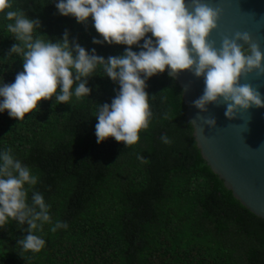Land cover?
<instances>
[{
    "label": "trees",
    "instance_id": "16d2710c",
    "mask_svg": "<svg viewBox=\"0 0 264 264\" xmlns=\"http://www.w3.org/2000/svg\"><path fill=\"white\" fill-rule=\"evenodd\" d=\"M55 3L12 0V8L40 20L35 35L55 42L67 31L70 42L90 54L93 48L105 59L124 54L127 45L93 43L103 38L91 17L79 23ZM9 22L0 13L6 84L23 71L22 57L8 55L17 43ZM146 84L153 115L139 141L127 147L111 137L97 143V104H111L119 90L101 69L88 78V97L67 104L42 100L21 121L0 113V149L11 148L39 178L29 202L32 191L41 192L52 223L69 225L53 233L45 224L37 234L46 245L33 253L17 245L28 225L10 219L0 228V264H264V220L242 206L201 157L179 85L165 72Z\"/></svg>",
    "mask_w": 264,
    "mask_h": 264
},
{
    "label": "clouds",
    "instance_id": "9594fccd",
    "mask_svg": "<svg viewBox=\"0 0 264 264\" xmlns=\"http://www.w3.org/2000/svg\"><path fill=\"white\" fill-rule=\"evenodd\" d=\"M55 6L61 15L73 16L79 23L86 24L91 17L103 38L94 37V44L128 47L124 54L105 59L95 48L90 54L78 42H70L67 31L62 40L53 42L45 35L34 34L40 27L39 19L29 18L23 10H13L12 0H0V13L10 21L6 28L17 41L8 55L19 54L23 61V71L13 83L6 84L0 78V113L7 111L21 121L42 100L55 97V102L67 104L73 97H88V78L101 69L119 84V90L111 104H97V143L111 137L126 147L135 145L153 115L146 81L166 67L172 78L184 71L203 78V94L193 101L200 113L208 112L210 104L223 102L225 116L233 120L240 110L264 108V94L250 84L240 83L249 73L264 76V51L248 32L240 31L224 36L216 47L209 37L218 27L221 12L207 0H56ZM133 45L139 47V52L132 50ZM205 124L214 129L217 120L210 117ZM161 140L171 143L167 135ZM137 158L145 161L142 155ZM38 179L11 148L0 149V228L10 219L27 224V234L17 245L33 253L46 245L37 234L45 224L52 225L53 233L69 227L62 220L52 223L51 206L41 192L32 191L29 202V189Z\"/></svg>",
    "mask_w": 264,
    "mask_h": 264
},
{
    "label": "water",
    "instance_id": "95a60500",
    "mask_svg": "<svg viewBox=\"0 0 264 264\" xmlns=\"http://www.w3.org/2000/svg\"><path fill=\"white\" fill-rule=\"evenodd\" d=\"M207 3L221 12L218 27L209 37L216 47L224 36L231 37L240 31L248 32L264 51V0H207ZM164 72L169 76L167 67ZM173 79L182 91L186 122L193 127L201 157L233 197L264 220V108L240 110L233 120L225 116L223 102L210 104L208 112L200 113L193 101L203 94V78L184 71ZM240 83L250 84L264 94V76L256 72L242 76ZM210 117L217 120L214 129L205 124Z\"/></svg>",
    "mask_w": 264,
    "mask_h": 264
}]
</instances>
